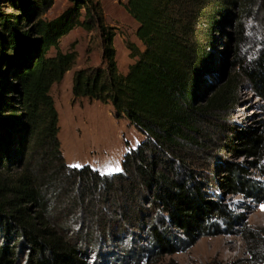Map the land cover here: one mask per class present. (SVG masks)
Here are the masks:
<instances>
[{
  "label": "trees",
  "instance_id": "obj_1",
  "mask_svg": "<svg viewBox=\"0 0 264 264\" xmlns=\"http://www.w3.org/2000/svg\"><path fill=\"white\" fill-rule=\"evenodd\" d=\"M48 1L0 0V161L5 157L8 160L1 170L6 163H17L14 178L3 181L0 187V232L10 239L11 231H17L20 245L29 244L25 263L88 264L79 257L84 254L82 247L68 235L74 225L55 221L58 218L52 214V197V202L66 197L75 207L94 206L98 197L106 203L109 195L122 198L113 204L123 209V201L136 198L138 191L146 195L145 189L149 196L146 200L167 211L169 221L184 231L186 240L182 242L187 244L216 232L215 220L228 226L237 221V216L220 202L206 197L195 169L189 166V154L200 148L193 135L200 116L208 109L227 107L240 78L264 100V53L246 60L237 57L236 49L239 70L230 74L204 105L196 106L198 82L210 61V54L195 39L196 25L207 16L203 8L210 6L215 12L218 3L126 0L124 8L138 24L136 37L143 45L128 44L134 61L125 73L118 71L111 45L113 33L104 29V66L79 69L73 74L74 98L111 104L116 117H125L145 136L124 154L122 170L99 173L89 164L77 167L66 163L51 95L53 84L63 79L76 59L75 51L60 49L59 40L74 26L91 29L96 22L94 8L87 0H73L70 9L47 21L39 15ZM206 18L209 24L214 23V15ZM239 25L236 23V43L244 38ZM51 48L55 52L48 54ZM240 136L246 154L263 158L264 125L262 133L244 132ZM224 168L219 183L225 190L252 197L262 195V188L247 176L245 166L228 163ZM29 203L35 209L26 205ZM56 207H60L59 202ZM104 208L99 212L80 211L86 230L106 224V215L101 212ZM150 230L151 253L175 248L169 234L154 225ZM250 236L255 241L258 238ZM14 247L0 246V264H13L10 257Z\"/></svg>",
  "mask_w": 264,
  "mask_h": 264
},
{
  "label": "rangeland",
  "instance_id": "obj_2",
  "mask_svg": "<svg viewBox=\"0 0 264 264\" xmlns=\"http://www.w3.org/2000/svg\"><path fill=\"white\" fill-rule=\"evenodd\" d=\"M72 1L49 0L39 16L52 20L70 9ZM87 1L94 8L96 22L91 29L74 26L60 38V49L75 51L76 59L63 79L53 84L51 95L58 113V138L66 163L77 167L89 164L99 173L110 174L122 170L124 154L135 148L145 136L125 117H116L111 104L85 97L74 98L73 74L79 69L104 66V29L113 33L111 45L120 73H125L134 61L129 56L128 44L139 48L143 45L136 37L138 24L124 8L126 0ZM207 1L211 6L217 2L218 8L215 12L210 6L203 8L207 16L199 19L196 25L195 39L210 54V61L196 89V106L204 105L229 75L239 70L238 59L234 57L236 49L239 59L250 60L264 53V0ZM80 11L79 19L82 20L84 9ZM213 15L214 23L206 22V17ZM236 23L243 32L240 43L235 41ZM54 52L51 48L48 54ZM234 88L227 107L208 109L200 116L197 133L193 134L200 148L191 150L189 166L195 169L194 174L202 183L206 197L220 202L237 216V221L228 226L215 220L218 223L216 232L199 236L195 242L187 244L182 242L186 240L184 231L169 221L167 211L146 200L149 196L145 189L146 195L138 191L136 198L123 201V209L113 204L121 202L122 198L109 195L106 203L98 197L94 206L75 207L70 206L66 197L61 196L53 202L52 197V214L58 218L55 221H68L74 225L68 235L82 247L84 254H80V259L88 264H264V156L256 158L246 154L244 139L240 136L244 132L262 133L264 100L243 78ZM5 161H8L6 157L0 161V187L3 181L10 182L17 172V163L13 161L6 163L5 169L1 170ZM228 163L245 166L247 176L262 188V195L252 197L225 190L219 182ZM58 202L59 208L56 207ZM26 205L35 209L32 203ZM103 205L105 208L101 212L106 215V224L100 223L86 230L80 211L99 212ZM121 211L124 215L119 213ZM152 225L170 235L174 249L151 253ZM89 230L92 231L88 233ZM11 235L6 239L0 232V246L14 244L15 253L10 257L13 264H26L29 244L20 245L17 231L12 230ZM250 235L258 237L257 240H252Z\"/></svg>",
  "mask_w": 264,
  "mask_h": 264
}]
</instances>
